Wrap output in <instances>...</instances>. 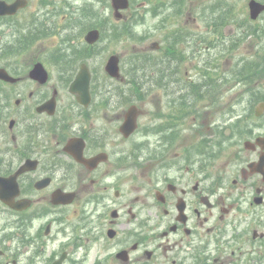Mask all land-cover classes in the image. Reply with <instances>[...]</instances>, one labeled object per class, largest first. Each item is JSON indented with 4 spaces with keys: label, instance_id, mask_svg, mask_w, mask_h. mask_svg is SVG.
I'll list each match as a JSON object with an SVG mask.
<instances>
[{
    "label": "flooded vegetation",
    "instance_id": "af4514ba",
    "mask_svg": "<svg viewBox=\"0 0 264 264\" xmlns=\"http://www.w3.org/2000/svg\"><path fill=\"white\" fill-rule=\"evenodd\" d=\"M16 2V10L8 12ZM234 2L225 3L222 23H234L236 31L218 25L208 36L195 35L190 58H202L195 47L203 46L210 70L209 51L216 45H241L250 46V52L257 46L259 62L231 75L227 59L222 70L215 69L218 84L211 75H198L206 81L200 85L197 75L190 79L201 93H215L216 87V95H226L230 104L225 111L215 106L224 117L213 120L206 135L193 143L186 136H165L166 124L182 131L197 123V114L178 105L180 52H173L170 60L166 52L157 72L143 68L135 89L131 79L118 85L125 81L119 77L101 95L92 91L88 107L75 106L81 120L70 121L68 133L53 145V138L39 143L36 135L49 131L45 125L51 132L67 116L59 111V89L70 78L64 48L71 46L76 57L90 51L80 37L82 23L76 9H69V0H0V69L10 76L0 80V137H6L4 142L0 138V177L12 175L27 161L34 167L17 177L16 208L0 200V220L11 226H0V264H264V11L253 20L249 5L237 9ZM94 12L83 10L81 20ZM225 29L233 34L226 35ZM174 36L173 47L181 50L176 32ZM36 46L46 47L36 56ZM28 52L31 65L22 69L21 59ZM48 62L64 66L55 78L58 87L50 86V74L48 81L27 74L36 63ZM27 82L47 89L35 96L26 90ZM166 85L171 98L167 102ZM156 94L157 103L163 99L164 105L154 108L149 104ZM98 95L106 98L98 100ZM131 97L146 103L147 109L136 105L138 126L128 135L121 128L134 104L125 111L120 108L131 103ZM54 98L53 115L37 112ZM103 110L112 115L102 117ZM92 112L98 123L87 127ZM187 116L194 120L189 126ZM23 118L33 134L18 141ZM140 119L143 141L131 144ZM69 232L72 242L64 239ZM71 244L82 248L80 259H72Z\"/></svg>",
    "mask_w": 264,
    "mask_h": 264
},
{
    "label": "rangeland",
    "instance_id": "374dc122",
    "mask_svg": "<svg viewBox=\"0 0 264 264\" xmlns=\"http://www.w3.org/2000/svg\"><path fill=\"white\" fill-rule=\"evenodd\" d=\"M57 1H60V0H57ZM214 1H220L221 9L224 12L226 9L225 3L227 2V0H132L133 2L132 9L130 12L125 13V15L127 17L129 16L132 18V23L138 24V26L135 27L134 29V32L136 33L137 38H133L129 34H126L125 40H122L120 42L119 41L116 42L115 41L116 38H112V39L107 38L105 41L101 42L100 44L101 49L98 50V52L95 55H91L90 53L89 55L81 53L79 56H77V58H76V55L74 56L72 55L71 46L69 47L65 46L64 48L65 54L63 56V58H65V60H63L65 68L67 69V67L72 64L77 66V61L78 63L80 60L86 61L89 66V69L94 75L93 91L94 92L96 91L97 94L101 95L102 94L101 91L105 90L106 88L110 86V80L106 79V74L104 73V70H103L105 61L109 55L117 54L120 58V61H122V64H129L130 58L134 54H138L140 52H144L145 50H149V47H151L152 43H156L157 45L158 44L162 45L164 35L167 33V31L163 27H160V25H161V21L164 18H169V16L171 18L169 22L167 23L166 27H174V26H176L177 28L181 27L182 29H184L183 31L185 33L190 34L192 32H198V33L205 34L208 36L211 33V31H206L209 28V24L207 21H205L204 23L203 21L204 18L208 17L209 15L214 16V13H215L217 19H219L221 16L220 14H222V12L221 10H217L218 13L217 12L205 13L203 5L204 3L205 4L213 3ZM246 2L247 0H245V6H246ZM69 3L71 4L69 9H76V12H77L76 16L78 17V19H81V12L87 6L89 10L91 11L95 10L94 13L85 14V16L83 17L84 19L83 21L86 22V25H89L94 22L100 23L106 18H110V20L113 21L109 0H69ZM174 10L178 12V16L176 17H173ZM124 27L127 29V22H125ZM226 27L227 29H230L231 27H233L234 32L236 31V26L233 23L228 24ZM146 35L150 36L149 37L150 40L149 39L145 40ZM181 35L182 33L179 32L178 36L180 37ZM139 37H141V39ZM179 42L181 45L190 44V41H187V39H181ZM44 47L46 46H43V47L36 46V50H35L36 56L42 50H44ZM168 48L169 47L166 46V48L163 51L166 53L168 51ZM202 48L203 46L195 47V49H197V51L199 52L202 51ZM238 51H242L241 45H236L231 52L225 53L219 61L214 60L212 62L213 65L218 64L219 69L222 70L223 66H225V64L227 63V60H226L227 55H230L229 63H231L233 62L232 58L237 56ZM190 52H191L190 48H186V50L184 48L181 49V57H182V63L180 65L181 76H179V80H178L180 81L181 95L178 97L177 100H178V105H180L183 110L184 109L189 110L191 114H197L196 115L197 123L193 129L191 127V128H188V130L184 129L182 131L177 126L166 124L164 128L165 129L164 132H165V136H174V137L176 136L179 139H183L186 136L188 139V142L193 143L199 136L206 135L207 130L211 126L213 120H218L219 122L222 121L224 117V113L220 114L217 110H215V106L220 107L221 111L223 110L225 111V109H227L230 104H226L227 99H228L226 95H223V96L216 95V87H213L215 93L213 92L201 93L198 87H192L194 86V84L191 83L190 79L197 75L195 70L198 71L201 74V76L202 74H204V72L202 71L200 72L201 65L199 68L196 67L195 65V60L197 59L196 56L192 58L193 63L191 59H187L188 55L190 56ZM205 52H208V51L205 50ZM213 52H216V51H213ZM244 53H246V51ZM209 54L210 55L212 54V50L209 51ZM240 55L241 53H239L238 56ZM31 58H32L31 52H28L23 55L21 59L22 69H26L29 65H31L28 63L31 61ZM51 63L52 62H48L47 68L51 65ZM229 63H228V66H229V69H231L233 65H229ZM133 66L134 65H132V67ZM62 67H64L63 64H59V65L53 64L52 67H49V70L51 71V74H52V80H51L50 86L54 85L53 87H58L56 79L58 78V74L60 73L58 69ZM245 67H246V64H245ZM242 68L243 67L239 66L238 69L237 68L231 69L230 70L231 75L241 74L243 72ZM206 73L207 74H205L204 76L208 77L209 75H211L214 77V79L216 80L218 79V77H216V74L218 73V71L209 70ZM127 75L131 77L132 89H135L134 83L132 80L133 75H130V74H127ZM22 76L28 81L26 73L23 74ZM201 76H198L197 78L198 79L197 81H199V85L201 83L206 82L205 80L202 79ZM159 84H162V83H159ZM217 84H218V80H217ZM46 89L47 87H44L42 89L37 88L36 85L31 84L30 82H27V85H26V90H33L35 96H38L42 91H45ZM60 90H61V94L59 95V100H60L59 111H62L63 115L64 116L67 115V116L64 117L63 119H62L63 116L61 117L60 124H57L58 125L57 128L52 129L51 131L52 133L50 132V125L43 126V127H48L49 131L47 132L45 129H43L39 132L38 135H36L39 143H44L46 139L53 138V145H54V142H55L54 139L61 140L63 136L68 133V130L65 131V127L70 121L79 122L81 120L77 107L73 105V108L72 109L70 108V105L74 104L75 101H74V98L68 94L66 86L63 89H59V91ZM169 91H170V86L166 85L165 86L166 102L167 100L171 99L167 97V94ZM100 95H98V100L102 97H105V96H100ZM134 98L135 97L130 98L132 102L129 104H127V102L123 103L120 109L125 111V109L130 104L137 105L140 109H143V110L147 109L146 103L141 102L140 99H134ZM158 98H159L158 94H156L155 96H152L149 106L156 108L158 105H161V106L164 105L163 99H161L160 103H157L156 100ZM98 100H95V103L94 102L93 103L96 104ZM12 102H14V99L12 100ZM97 105H99V103H97ZM65 109H67L66 110L67 112H70V115L66 111H64ZM152 112L153 111H151V113ZM29 113L30 112H28L27 114ZM105 113H107L108 115H112V112H110L109 110H103L101 113V116L104 117ZM97 116H98L97 114L93 115V112H92L90 114V118L88 120H85L87 123L85 126L88 127L89 122L93 123L92 126H95L96 122L98 123ZM192 116H187V119H186V122L188 123L187 126H189L190 122L194 121L192 119ZM20 117H21V113H20ZM24 120L25 118L20 119L21 125L17 133L18 141L25 140L27 139L28 135L33 134V133H30V130L32 128L30 123L26 121L27 119L25 121ZM44 121L50 124L49 121L45 119ZM104 122L107 123L106 127L108 129L109 128L108 120H105ZM143 122L144 120L140 119V131L132 138L130 142L131 144H133V140L135 142L143 141V135H142L143 134V126H142ZM6 125H7V122H6ZM5 139L6 137H3L1 138V141L4 142ZM19 146H22V144H19ZM139 153L141 156L140 159H142L144 152L140 151ZM121 170H126V169H121ZM118 173H120V171H118ZM125 181L126 180H123L124 184H125ZM0 221H1L0 222L1 227H4L7 230L11 228V226L7 227L4 220L1 219ZM73 238H74V235L72 234V232H69V234L64 239L65 241L72 242ZM81 250H82L81 247L79 246L74 247L71 244L69 246V251H71L72 253H75L72 256V259H80L81 252H82Z\"/></svg>",
    "mask_w": 264,
    "mask_h": 264
},
{
    "label": "water",
    "instance_id": "95a60500",
    "mask_svg": "<svg viewBox=\"0 0 264 264\" xmlns=\"http://www.w3.org/2000/svg\"><path fill=\"white\" fill-rule=\"evenodd\" d=\"M112 5L114 7V9L117 10H123L126 9L128 7V1L127 0H112ZM12 7H16V4H14L13 6H10L9 8ZM252 9L253 6H251ZM263 9V7L261 8H257L254 9L253 11V16L255 17L258 12H260ZM1 12V10H0ZM96 32L93 31L90 36L87 38L88 42L92 43L97 39V35L95 34ZM117 58L112 56L110 57L107 65H106V71L111 75V76H116L117 73ZM41 75H45V71L42 69L41 65H36L35 68L31 71V76L40 79V80H45L44 76L41 77ZM89 81H90V76L89 73L87 71V69L85 68V66L81 67V70L79 72V74L77 75V77L75 78V80L72 82V84L70 85V92L75 94L77 97L78 102H80L83 105H87L89 103ZM51 104H45L39 107L38 111H43V110H47L49 111V113L53 112V110H48ZM52 108V107H51ZM132 110L129 111V113H131ZM131 129H133L132 125H131ZM33 167H30L29 164L27 163L24 167H22L15 175L11 176V178L9 179H0V186H5L6 187L13 185L12 188H14V181L17 177V175L19 173H21L22 171L26 170V169H31ZM1 191V190H0ZM4 193V192H3Z\"/></svg>",
    "mask_w": 264,
    "mask_h": 264
}]
</instances>
